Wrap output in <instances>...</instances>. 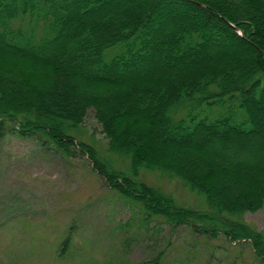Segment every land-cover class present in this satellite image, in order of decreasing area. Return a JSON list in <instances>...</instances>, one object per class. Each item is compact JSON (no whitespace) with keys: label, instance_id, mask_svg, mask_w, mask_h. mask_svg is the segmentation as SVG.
<instances>
[{"label":"trees","instance_id":"16d2710c","mask_svg":"<svg viewBox=\"0 0 264 264\" xmlns=\"http://www.w3.org/2000/svg\"><path fill=\"white\" fill-rule=\"evenodd\" d=\"M107 2L0 0V138L37 136L63 155L78 150L111 188L142 206L145 222L158 217L161 224L184 225L197 236L250 240L264 263L263 233L239 219L264 206V166L249 167L252 145L231 135L258 130L264 0H136L123 24L100 30ZM170 7L198 12L201 21H182L163 39L169 53L187 65L200 62V70H184L179 80L171 71H146L164 55L160 39L167 22L156 11ZM90 110L108 138L109 152L127 158L131 172L80 137ZM203 132L234 147L233 158L200 142ZM142 169L180 179L205 197L208 209L183 205L140 180ZM59 242L64 256L70 237ZM165 258L164 249L133 264H163Z\"/></svg>","mask_w":264,"mask_h":264},{"label":"rangeland","instance_id":"374dc122","mask_svg":"<svg viewBox=\"0 0 264 264\" xmlns=\"http://www.w3.org/2000/svg\"><path fill=\"white\" fill-rule=\"evenodd\" d=\"M135 2L108 0L107 17L101 21L100 30L123 24L125 14ZM156 12L167 22L160 42L171 37L170 31L176 24L178 28L184 25L182 21L185 24L195 19L201 22L200 14L188 8H159ZM260 20L264 22V17ZM162 46L163 58L155 57V63L146 70L148 74L171 71V78L179 80L184 70L188 73L189 69H201L198 60L187 65L185 59L169 53L165 42ZM246 54L251 55L248 50ZM260 104L263 110L257 120L258 130L244 136L231 134L233 138L237 136L236 142L240 141L241 145H252L254 157L248 165L252 169L257 167V162L264 166V101ZM210 133L198 135L200 142L219 156L233 158L236 149L227 146L219 135ZM80 137L95 144L104 157L114 159L116 166L131 172L126 170L130 166L127 158L112 156L109 152L108 138L93 110L80 128ZM139 175V179L163 188L187 206L208 208L204 196L189 190L176 177L154 169H142ZM157 219L148 218L145 222L142 206L122 198L78 150L67 156L51 144L43 145L37 136L8 133L0 138V264H111L115 261L133 264L164 249L163 264H264L255 255L250 240L232 242L224 234L215 238L197 236L187 226L172 228L156 222ZM239 219L264 235V206L245 212ZM67 236L72 237L68 253L73 254L61 258L59 240Z\"/></svg>","mask_w":264,"mask_h":264}]
</instances>
